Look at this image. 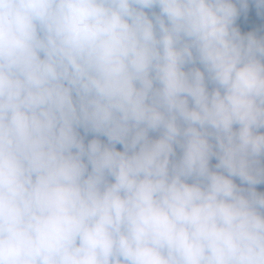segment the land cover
<instances>
[{"label": "clouds", "instance_id": "1", "mask_svg": "<svg viewBox=\"0 0 264 264\" xmlns=\"http://www.w3.org/2000/svg\"><path fill=\"white\" fill-rule=\"evenodd\" d=\"M237 4L0 0V264H264V38Z\"/></svg>", "mask_w": 264, "mask_h": 264}, {"label": "trees", "instance_id": "2", "mask_svg": "<svg viewBox=\"0 0 264 264\" xmlns=\"http://www.w3.org/2000/svg\"><path fill=\"white\" fill-rule=\"evenodd\" d=\"M254 2V0H248V4ZM247 4V5H248ZM237 8L239 9V14L238 17L234 23V27H236L241 35H248L249 33L254 34L257 38H262L261 36H259L258 34H256L253 30L254 24H255V16L249 12L246 9L241 8L240 4H237ZM149 11V10H146ZM154 11H158V9H154ZM149 15H151V12H149ZM83 135L84 131L82 129ZM156 133H150L151 136L155 135ZM85 138L89 141L93 138H95L94 134H88L87 136H85ZM102 141L107 142L106 141V137L104 136H100L99 137ZM118 150H122V145H117Z\"/></svg>", "mask_w": 264, "mask_h": 264}, {"label": "rangeland", "instance_id": "3", "mask_svg": "<svg viewBox=\"0 0 264 264\" xmlns=\"http://www.w3.org/2000/svg\"><path fill=\"white\" fill-rule=\"evenodd\" d=\"M246 10H248L249 12H251L255 16V24L253 27L254 32L256 34H258L259 36H261L262 38H264V6L258 7L254 2H252V3H249L247 5ZM196 66L199 67L198 64ZM261 131H264V129H262ZM80 133L82 136H84L82 129L80 130ZM158 135L159 134L156 133L152 137L158 138ZM87 142H88V140L85 138V143H87ZM177 155L179 156V150L177 152ZM261 159H262V161H264V157H262ZM216 163H217V160L215 158H213L210 161V165H212V166H214ZM236 183L239 184V180H236ZM257 191L264 193V185H258Z\"/></svg>", "mask_w": 264, "mask_h": 264}]
</instances>
